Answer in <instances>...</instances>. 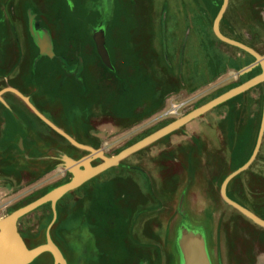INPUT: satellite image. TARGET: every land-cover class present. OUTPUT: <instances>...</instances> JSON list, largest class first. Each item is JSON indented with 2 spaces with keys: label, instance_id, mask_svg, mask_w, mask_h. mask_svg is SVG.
<instances>
[{
  "label": "rangeland",
  "instance_id": "1",
  "mask_svg": "<svg viewBox=\"0 0 264 264\" xmlns=\"http://www.w3.org/2000/svg\"><path fill=\"white\" fill-rule=\"evenodd\" d=\"M222 2L0 0V90L18 89L80 143L117 154L262 72L239 74L254 57L214 33ZM101 26L115 70L97 50ZM221 29L264 54V0H229ZM263 96L259 82L68 191L49 234L51 202L24 215L18 228L36 252L29 264L55 263L44 245L60 252L59 264H182L185 223L207 233L213 264H256L264 226L227 202L221 185L253 151ZM88 153L20 96L1 94L0 219L69 181L64 159ZM227 192L264 218V138Z\"/></svg>",
  "mask_w": 264,
  "mask_h": 264
},
{
  "label": "water",
  "instance_id": "2",
  "mask_svg": "<svg viewBox=\"0 0 264 264\" xmlns=\"http://www.w3.org/2000/svg\"><path fill=\"white\" fill-rule=\"evenodd\" d=\"M228 4H229V0H223L221 7L213 21L214 33L219 39L229 44H232L234 46H237L245 50L246 52L250 53L252 56H254L255 59L253 60V62L242 67L238 71L239 74L241 75L245 74L246 72L254 69L257 66H260L262 68V72L258 76L252 77L244 81L243 83L212 98L208 102L196 107L195 109L188 112L187 114L167 123L166 125L160 127L159 129L155 130L151 134L145 136L144 138L138 140L137 142L131 144L130 146H127L126 148L122 149L117 154L107 156L105 155L104 150L102 148H95L93 146L80 143L72 135L66 132L63 128L59 127L52 120H50L47 116H45L31 102L29 97L23 94L18 89L12 88V87H6L0 90V96L4 91H7V90H10L16 93L32 108V110L40 118H42L48 125H50L53 129H55L61 135H63L68 141H70L72 144H74L77 147H80V148H83L89 151L87 155L81 157L78 160L64 159L66 169L74 174V176L69 181L52 188L45 194L15 209L11 213H9L8 215L0 219V264H29L30 262H32V260L36 256V252L27 246L18 228V221L24 215L30 213L31 211L37 209L38 207L44 205L47 202H51L53 216L47 228V233L49 234L50 228L57 218L56 203H57V200L62 195L74 189L75 187L79 186L80 184H82L89 178L95 176L96 174L106 170L107 168L113 165L119 164V162L125 157H127L128 155L141 149L142 147L148 145L149 143L155 141L156 139L162 137L163 135L171 132L172 130L180 127L184 123L192 120L193 118L199 116L200 114L208 111L209 109L217 106L218 104L226 101L227 99L249 89L253 85L259 82H264V54L259 53L255 48H253L252 46H250L249 44L243 41L227 36L221 30V25H220L221 20L226 12ZM94 39L97 44L98 53L100 54L103 62L110 69H114L108 48L105 43V29L103 26L100 27L99 30H97V32H95ZM263 135H264V96H263L262 120H261V125H260V129H259V133H258V137H257L254 150L252 154L250 155V157L241 166L233 170L230 174H228L225 177L221 185V193L227 202L232 204L234 207H236L238 210H240L242 213H244L247 217H249L254 222L264 226V218L260 217L258 214L248 209L247 207L243 206L242 204L235 201L234 199L230 198L227 193V185L229 181L234 176H236L238 173L247 169L250 166V164L254 161V159L257 157V154L259 152V149L262 143ZM95 158H101L102 162L98 164L97 166H92L91 162ZM77 171H80V172L77 174ZM184 225H183L182 231H180L181 238H182L180 240V246L185 255V259H186L185 264H208L204 247L193 244L192 241H190L191 231L188 229V227H186V225L185 226ZM43 250H49L50 252H52L55 258L54 264H59V262L61 261V254L56 248L44 245L43 247L39 249V252Z\"/></svg>",
  "mask_w": 264,
  "mask_h": 264
},
{
  "label": "flooded vegetation",
  "instance_id": "3",
  "mask_svg": "<svg viewBox=\"0 0 264 264\" xmlns=\"http://www.w3.org/2000/svg\"><path fill=\"white\" fill-rule=\"evenodd\" d=\"M31 24H33V22L31 21ZM221 25V24H220ZM102 27V26H101ZM33 26L31 25V29L33 30ZM35 30L34 31H38L37 33V37L39 38V39H41V37L42 36H40V32H39V28H34ZM222 30V29H221ZM35 35V34H34ZM43 36H45V35H43ZM254 48V47H253ZM255 59V58H254ZM257 67H260V66H257ZM256 68V67H255ZM111 70H115V68L114 69H111ZM264 83V82H263ZM10 90H7V91H4V92H9ZM3 92V93H4ZM10 92H13V91H10ZM2 93V94H3ZM14 93V92H13ZM14 94H16V93H14ZM37 107V106H36ZM31 108V107H30ZM32 109V108H31ZM262 114H263V106H262V111L259 113V115H255L254 117H253V130L255 129V128H258V133H259V129H260V125H261V120H262ZM167 124V123H166ZM166 124H164V125H166ZM246 124V126L245 127H243V128H245L244 129V132H243V135H244V137H242L241 139L242 140H244V141H247L248 139H249V135H250V133L247 131V129L249 130L250 128H252V126L250 125V123H245ZM163 125V126H164ZM162 127V126H161ZM234 127V126H233ZM232 127V128H233ZM232 128H228V132H227V135H228V140H231L232 142L231 143H234L235 142V145L237 146V148H238V151L240 150V146H239V138H237V137H234L233 135H234V130L232 129ZM235 128V127H234ZM258 133H257V137H258ZM257 137H256V141H257ZM263 138H264V135H263ZM224 139L225 140H227V138L226 137H224ZM263 140V139H262ZM238 143V144H237ZM255 144H256V142H255ZM229 146H230V142H229ZM255 147V146H254ZM253 150H254V148H253ZM260 150V149H259ZM253 152V151H252ZM252 152H251V154H252ZM259 153V152H258ZM250 154V155H251ZM257 156H258V154H257ZM250 157V156H249ZM257 158V157H256ZM255 158V159H256ZM254 159V160H255ZM252 164V163H251ZM250 164V165H251ZM236 169V168H235ZM234 170V169H233ZM246 170V169H245ZM245 170H243V171H245ZM243 171H241V172H243ZM80 171H77V174L79 173ZM240 172V173H241ZM239 174V173H238ZM235 177V176H234ZM233 177V178H234ZM254 177H256V173L255 172H253V178ZM232 178V179H233ZM231 179V180H232ZM230 180V181H231ZM230 181H229V183H230ZM229 183H228V185H227V189H228V186H229ZM228 193V192H227Z\"/></svg>",
  "mask_w": 264,
  "mask_h": 264
},
{
  "label": "crops",
  "instance_id": "4",
  "mask_svg": "<svg viewBox=\"0 0 264 264\" xmlns=\"http://www.w3.org/2000/svg\"><path fill=\"white\" fill-rule=\"evenodd\" d=\"M186 227H188V229L191 231V238H190V241H192L193 244H196V245H200L201 247H204V250H205V254H206V259L208 261V264H213V260L211 258V255H210V250H209V238L207 236V233H200V232H197L195 231V229H197L196 227H190L188 226V224H186ZM193 231V232H192ZM181 233L179 232L178 233V236H177V244H178V247L180 248V251L181 253L183 254V261H182V264H185V255H184V252L182 251L181 249V246H180V240H181ZM189 239V238H188ZM187 239V241H188ZM264 255H261L259 257V259L256 261V264H264ZM172 260V259H171ZM175 263L178 262V258L175 260L174 258V261Z\"/></svg>",
  "mask_w": 264,
  "mask_h": 264
},
{
  "label": "trees",
  "instance_id": "5",
  "mask_svg": "<svg viewBox=\"0 0 264 264\" xmlns=\"http://www.w3.org/2000/svg\"><path fill=\"white\" fill-rule=\"evenodd\" d=\"M234 38H235V37H234ZM237 39H238V38H237ZM249 54H250V53H249ZM253 57H254V56H253ZM258 68H260V67H256V68H254V69H253V73L256 72V70H257ZM166 123H167V122H165V124H166ZM256 129L258 130V128H256ZM61 136H62V135H61ZM64 138H65V137H64ZM65 139H66V138H65ZM66 140H67V139H66ZM67 141H68V140H67ZM20 219H21V218H20ZM20 219H19V221H20ZM19 221H18V222H19Z\"/></svg>",
  "mask_w": 264,
  "mask_h": 264
}]
</instances>
